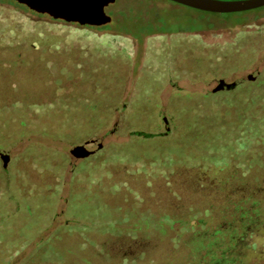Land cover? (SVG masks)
<instances>
[{
  "label": "trees",
  "instance_id": "trees-1",
  "mask_svg": "<svg viewBox=\"0 0 264 264\" xmlns=\"http://www.w3.org/2000/svg\"><path fill=\"white\" fill-rule=\"evenodd\" d=\"M155 1H146L137 23L161 26L160 9L154 5ZM122 11L105 26L77 24V27L118 31L116 24ZM1 26L0 23V236L3 243L27 242L28 247L41 237L35 253L40 264H116L124 254L122 258L128 260L131 252L135 264L154 249L157 239L167 236L177 243L175 253L185 255L187 247H192L191 256L199 264L201 251L208 250L210 242L205 246L195 239L204 236L206 228L215 222L218 225L213 226L216 230L210 233L211 239L221 240L227 231L234 229L235 233L225 241L234 248L224 251L218 247L217 256L206 251L204 257L213 258L214 263L230 264L237 243L255 236L264 227V70L257 80L251 79L233 93L217 89L223 77L230 74L228 71L238 69L241 64L251 65L258 51L257 40L240 37L232 45L205 47L174 43L168 47L172 61L169 72L177 73L182 68L197 81L209 82L216 77L218 84L207 94L168 99L163 103L154 94L157 82L146 83L145 88L140 86L137 96L124 99L129 57L119 38L130 35L142 42L146 37L174 32L159 29L143 32L137 25V32L124 31L125 35L119 31L101 36L92 33L97 50L88 54L80 53L73 45H63L53 34L36 35L27 30L6 34ZM169 52H163V56ZM188 57L194 60L191 69L185 65ZM103 132L126 134L129 139L117 144L125 163L109 160L102 170L122 172L136 154L144 165L160 163L162 176H155L154 183L164 184L166 197L160 199L147 194L145 188L142 197L145 205L135 208L130 202L131 195L122 191L127 200L121 203L118 213L111 212L121 221L109 228L93 225V220L86 221L87 244L82 253H71L61 241L63 236L69 240L74 237H67L63 227L80 221L79 209L68 211L71 196L85 187L86 178L97 172V165L101 166L109 151L102 149L78 162L66 151ZM242 141L244 145H239ZM52 142L62 143L64 148L60 150ZM128 147H134V151ZM3 153L8 154V163ZM207 155L218 158L207 169H202L203 163L190 168L180 163L182 157L194 159ZM34 168L40 174H34L33 179ZM32 186L34 189L26 190ZM36 197L44 202L40 213L34 212ZM112 198L108 195L109 204ZM179 198L189 199L193 205L182 210ZM163 202L166 204L162 205ZM181 215L185 217L182 231L175 218ZM198 218L206 227L199 224ZM170 220L177 227H169ZM49 251L50 256H42ZM19 261L10 259L9 264H21Z\"/></svg>",
  "mask_w": 264,
  "mask_h": 264
},
{
  "label": "rangeland",
  "instance_id": "rangeland-1",
  "mask_svg": "<svg viewBox=\"0 0 264 264\" xmlns=\"http://www.w3.org/2000/svg\"><path fill=\"white\" fill-rule=\"evenodd\" d=\"M146 1L147 0H117L113 5H110L107 8L108 14L111 15L113 19H115L118 13L123 10L120 15V21L116 24V28L124 35V31L137 32L139 30V28L135 27L137 25L141 27L140 30H143V32L151 29L174 32V34H161L146 37L142 42L130 35H126L128 38H119V41L127 49L129 57L124 99L137 96L140 93V86L141 88H145L148 86L146 83L150 82L158 83L154 94L156 93L162 99L163 103L169 99L172 93L178 90L185 91L186 93L193 95L192 97H196L211 91V87L216 86V84L209 85L206 83L195 82L197 79L191 72H169V69L172 66V61L168 47L172 46L174 43H190L194 46L215 47L216 45H232L240 37L252 38L254 41H258V51L256 52L255 60H253L248 67H240L237 72L238 76H247L261 69L264 70V7L259 10L246 11L245 14H219L210 12L204 13L195 8L175 3L170 0H157L154 5L157 9H160L158 14L162 20V24L161 26H151V28L146 26L150 24L144 25L136 22L137 20H140L143 10H145ZM0 23L2 25L1 29L5 30L6 34H9V32L14 30V33L17 31L25 32L27 30L36 35L38 33H49L56 35L57 38L64 43L63 45L67 44L69 47L70 45H73L80 51V53L88 52V54H91V51L97 50L95 36H93L94 34L92 33L101 36L106 33L118 32L114 28H92L80 30L77 27V23L73 24L64 20H56L48 14H37L28 7L20 6L16 0H0ZM165 51L169 52L168 56H163V52ZM187 59L192 60L191 57H188ZM252 68H254V70H252ZM249 70L251 71L249 72ZM169 80L175 81L176 85L174 86L170 84ZM165 83H167V85H165ZM133 126L134 124L132 127ZM104 133L105 132L100 134L104 144L102 149L107 150V152L109 151L108 157L101 166L97 165V172H94L93 175L86 178L85 187L71 196L70 204L68 206L69 212L79 209L78 212L80 219V221L74 226L63 227L65 228V235L67 237L68 235L74 236L73 238H70L71 241L69 238L64 239V236L61 240L63 241L62 244H64L67 247V250L71 253L75 251L79 254L82 253V248L87 244V239L85 238L86 230L84 228L86 221L93 220V225L102 228H109L114 225L115 222L119 223V221H121L119 217H114L111 212L116 211V213H118L120 211L121 203L127 200L124 198V196L126 198L127 196L121 194L122 191L131 195L132 200L130 202L135 208H138L139 204L145 205V200L142 199V197H145L143 193V189L145 188H148L147 194L149 193L152 196L156 195L160 199L166 197L164 184H160L159 182L161 181L157 184L154 183L155 176H158L159 174L162 176V164L160 163L156 164L153 162L150 165H144V162H141V159H139L136 154L133 156V161H131L130 166H124L122 172L115 174L111 173L109 170H102V166L107 164L109 160L114 159L119 163H125L124 160H121L120 158L121 149L117 144L124 143L129 139V136L126 134ZM81 142L79 144H81ZM51 145L60 150L64 148L62 143L58 144L52 142ZM110 145L113 147H109ZM239 145H244V141L239 142ZM75 146H72L71 149H68L66 152L71 155L73 161L78 162L81 158L86 157L85 154H87L88 148L81 145L79 150L74 153L73 149ZM133 148L134 147H128V150L134 151ZM217 161L218 158L207 155L203 158L194 159L182 157L180 163L188 168L196 167L198 164L201 166L203 163L204 165L201 166L202 169H207L208 165L215 164ZM100 175L102 176L100 177ZM209 175L212 176L213 174ZM66 190H68V188H66ZM57 192H59V190H57ZM139 194L142 195L139 197ZM108 195L114 197V199L112 198V205L107 201ZM135 199H137V201H135ZM34 201L36 207L35 211H33L35 213H40L44 202L41 200V197H36ZM178 202H180L179 206L182 207V210H186L193 205L189 199L182 201L181 198H179ZM164 204L166 203L163 202L162 205ZM49 209L50 212H54L53 206H50ZM183 215H185L184 212ZM183 215L175 217L177 222L180 223V228L178 226L180 231L184 230L183 226L185 224V217ZM142 220H144V218H142ZM165 220H167L166 216ZM197 220L199 221V224H204L206 227L203 220H199V218ZM167 222L170 225L169 227L176 226L177 224L172 220ZM214 225L217 226L218 224L215 222L210 224V227H208L210 229L206 228L204 231L205 235H200V238L197 237L195 239L196 241L205 243V246L210 242L208 244V250L204 249L201 251V256L207 254L206 251L217 256L216 251L218 247H223L224 251H230L234 248L233 244L225 243V241L229 240L228 236L234 234L235 230L231 229L227 231L228 234L226 237L221 238V240L216 237H212L211 239L210 233L216 230V228L213 227ZM197 229L201 230V226ZM3 240L4 239L0 236V264H9L10 259L12 262L20 259L19 262L21 264H40V261H37L39 255L35 253L37 252V243L41 242V237L33 240L32 244L28 247L27 242L21 243L7 240L3 243ZM93 241L94 240H91L89 242ZM4 244L7 249L3 246ZM167 246L168 250L176 251L177 243L168 239ZM50 255L51 251L42 254L44 257ZM250 264H257V259L253 258L250 261Z\"/></svg>",
  "mask_w": 264,
  "mask_h": 264
},
{
  "label": "water",
  "instance_id": "water-1",
  "mask_svg": "<svg viewBox=\"0 0 264 264\" xmlns=\"http://www.w3.org/2000/svg\"><path fill=\"white\" fill-rule=\"evenodd\" d=\"M26 5L37 14H48L56 20L77 23L89 26H105L110 24L113 17L108 14L107 8L117 0H16ZM198 10L213 13H236L264 7V0H171ZM258 71L250 74L249 78L255 79ZM245 81V78L236 79L234 82L221 80L217 89L233 88ZM84 145L88 148L85 156L98 153L104 146L100 136H93L74 147L73 152ZM6 163L9 156L3 153Z\"/></svg>",
  "mask_w": 264,
  "mask_h": 264
},
{
  "label": "flooded vegetation",
  "instance_id": "flooded-vegetation-1",
  "mask_svg": "<svg viewBox=\"0 0 264 264\" xmlns=\"http://www.w3.org/2000/svg\"><path fill=\"white\" fill-rule=\"evenodd\" d=\"M191 59H189V61L186 62L185 65H187L188 67H191L192 64L194 63V60L190 61ZM190 65V66H189ZM241 66H243L242 64L239 65L238 67L240 68ZM238 68V69H239ZM191 69V68H189ZM238 69L234 70V71H228V76H224L223 80H225L226 82H234L237 78H245V81L236 85L233 88H221L218 90H224V91H228V92H235L236 89L243 84H247L250 82L251 78H249V75H241L238 76ZM251 69V68H250ZM252 70H254V68H252ZM188 71V70H187ZM251 70H249L250 72ZM183 69L180 68L179 72L177 73H182ZM257 72V71H256ZM263 70H259L255 80H257L261 75H262ZM168 82V81H167ZM195 82H200V83H206L209 85H215L217 86L218 84V78L214 77L212 78L209 82H201V81H195ZM169 83L172 85H176V82L173 80H169ZM165 85H167V83H165ZM215 86H212V89ZM208 93V92H207ZM204 93V94H207ZM189 96H193L190 95L188 93H186L185 91L182 90H178L175 91L174 93L171 94V96L169 97V99H176V98H184V97H189ZM197 97V96H196ZM22 169L24 167L20 166ZM32 178L34 177V174L39 175L40 171L36 168L32 169ZM34 179V178H33ZM36 181V180H35ZM35 183V182H34ZM33 188L30 187L28 189H26L27 191H30ZM65 190V189H64ZM57 238V237H56ZM164 237H160L159 239H157L158 241L156 242L157 244H155L154 249L151 250V252H147L144 257H142L141 260L137 261L135 264H198L195 259L192 258L191 253H192V247H187V251L185 255H181L178 253H175V251H170L168 250V237L166 236L164 239ZM236 254L235 257H231V261L230 264H250V261L255 258L257 259V264H264V227H261L258 231L257 234L253 237H246L245 239H242L241 241H239L236 245ZM133 254V252L130 253L129 259L126 260L124 258H122L123 256H125L126 254H124L121 258H119V260L116 261V264H134V257L131 256ZM190 255V258H188ZM201 262L199 264H221L220 262H213V258H208V257H204L201 256L200 257ZM261 262V263H260ZM100 264H105V263H100ZM111 264H114L111 263Z\"/></svg>",
  "mask_w": 264,
  "mask_h": 264
}]
</instances>
